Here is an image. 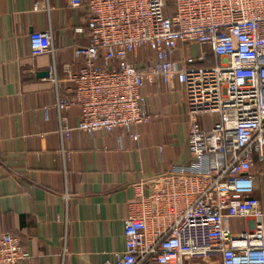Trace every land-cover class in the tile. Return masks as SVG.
<instances>
[{"label": "built area", "instance_id": "1", "mask_svg": "<svg viewBox=\"0 0 264 264\" xmlns=\"http://www.w3.org/2000/svg\"><path fill=\"white\" fill-rule=\"evenodd\" d=\"M86 5L89 43L75 49L85 63L79 73L66 66L74 87L59 95L60 115L79 104L77 128L87 133L151 123L144 88L163 78L182 85L189 116L191 161L134 184L125 248L107 264H264V210L252 173L255 155L264 154V0ZM51 38L50 30L31 33V54L53 52ZM142 50L148 61L152 53L148 66L132 60ZM50 71L57 86L56 66ZM60 119L65 141L73 128ZM236 217L253 219L252 228L234 236L226 220ZM31 256L18 234L0 235V264Z\"/></svg>", "mask_w": 264, "mask_h": 264}, {"label": "crops", "instance_id": "2", "mask_svg": "<svg viewBox=\"0 0 264 264\" xmlns=\"http://www.w3.org/2000/svg\"><path fill=\"white\" fill-rule=\"evenodd\" d=\"M86 3L0 0V235L21 237L32 254L23 264L112 261L125 248L134 184L191 161L188 104L177 81L146 85L153 121L131 129L84 132L77 128V103L60 115L57 99L74 87L66 66L79 73L85 63L75 49L89 43ZM48 30L46 45L55 50L33 56L31 33ZM60 116L73 128L65 141ZM254 162V195L264 210V154ZM252 224L245 217L226 220L234 236Z\"/></svg>", "mask_w": 264, "mask_h": 264}, {"label": "rangeland", "instance_id": "3", "mask_svg": "<svg viewBox=\"0 0 264 264\" xmlns=\"http://www.w3.org/2000/svg\"><path fill=\"white\" fill-rule=\"evenodd\" d=\"M188 49H189L188 51H192L195 54H198L200 52L199 47L196 45H189ZM146 56H147V52L142 50L140 55L138 57L135 56L132 60L135 62V64H138L140 66H148L152 61V53L148 55L149 61L147 60Z\"/></svg>", "mask_w": 264, "mask_h": 264}, {"label": "trees", "instance_id": "4", "mask_svg": "<svg viewBox=\"0 0 264 264\" xmlns=\"http://www.w3.org/2000/svg\"><path fill=\"white\" fill-rule=\"evenodd\" d=\"M214 61H213V59L211 58L210 60H209V63H213Z\"/></svg>", "mask_w": 264, "mask_h": 264}, {"label": "water", "instance_id": "5", "mask_svg": "<svg viewBox=\"0 0 264 264\" xmlns=\"http://www.w3.org/2000/svg\"><path fill=\"white\" fill-rule=\"evenodd\" d=\"M47 73V72H46ZM49 73V72H48Z\"/></svg>", "mask_w": 264, "mask_h": 264}]
</instances>
